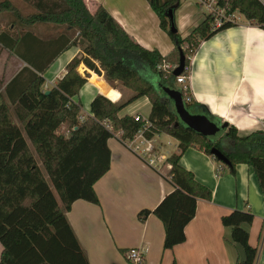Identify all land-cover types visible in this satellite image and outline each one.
<instances>
[{
    "label": "trees",
    "instance_id": "obj_1",
    "mask_svg": "<svg viewBox=\"0 0 264 264\" xmlns=\"http://www.w3.org/2000/svg\"><path fill=\"white\" fill-rule=\"evenodd\" d=\"M23 1L33 13L25 16L15 12L9 2L0 4V14L14 11L22 23L13 31L1 30L0 45L29 65L8 84L5 97L0 95V264H90L67 213L78 200L100 205L94 186L111 169L109 140L120 134L124 144L146 128L135 116L121 114L140 98H148L152 107L148 119L155 127L152 132L144 131L145 136L154 139L166 134L179 142L178 153L167 159L171 168L166 177L175 190L155 210L139 213L141 221L153 214L162 222L165 250L186 241L185 228L195 218L198 200L213 199L212 190L182 166L181 159L188 149L209 156L213 148L219 149L231 162L221 168L233 175L237 165H248L264 195V131L239 136L234 126H228L213 138L183 123L174 100L166 93L179 92L187 112L205 115L219 125L207 107L193 100L190 89L177 84L173 71L183 51V76H188L191 59L201 44L236 25L215 29L213 18L206 15L183 38L178 30L171 31L169 16L172 10L175 20L182 0H147L174 44V50L163 56L141 46L101 5L91 13L85 0ZM232 10L240 11L247 21L264 29V7L257 0H234ZM38 23L65 25L70 33L43 40L27 30ZM75 46L82 52L46 94L42 90L45 73L61 54ZM82 64L93 72L103 71L108 81L121 83L133 95L115 103L99 94L91 103V115L83 118L81 102L74 101L89 78V74L79 72ZM225 138L232 143L228 151L223 144ZM222 171L218 170L219 176ZM253 222L250 211L235 210L222 218L244 254L237 264L256 263L257 249L251 246L249 233L243 228V224Z\"/></svg>",
    "mask_w": 264,
    "mask_h": 264
},
{
    "label": "crops",
    "instance_id": "obj_2",
    "mask_svg": "<svg viewBox=\"0 0 264 264\" xmlns=\"http://www.w3.org/2000/svg\"><path fill=\"white\" fill-rule=\"evenodd\" d=\"M85 2L91 13L99 5L103 6L144 48L157 50L163 56L174 50L172 40L162 30L147 0ZM194 4L182 1L175 11V24L183 38L205 18ZM21 24L17 18L10 30L20 28ZM27 30L44 40L70 33L65 25L49 23H38ZM7 52L9 55H0V95L4 97L8 84L29 66ZM81 52V47L75 46L55 60L44 75V92L56 86L65 76L69 63ZM191 63L187 80L191 96L208 108L214 120L234 126L239 136L264 131V29L247 20L225 29L204 41ZM79 72L83 76L89 74L79 97L74 98L75 102H81L86 116L91 115V103L99 94L115 103L133 95L121 83L108 81L103 71L96 73L82 64ZM151 108L148 98L144 97L127 106L121 114L148 118ZM119 136L108 142L111 169L94 186L100 205L78 200L67 213L90 264H133L127 256L131 249L145 251L143 264H237L244 257L243 251L233 242L232 229L222 223V218L235 210L250 211L254 215L253 224H243V228L249 233L251 246L257 249L255 264H264V195L251 167L239 164L233 175L217 165L214 157L195 148L188 149L181 164L212 190L213 199L198 200L195 218L185 228L186 241L165 250L162 222L153 214L141 221L139 213L155 210L175 190L166 177L171 166L163 155L157 167L148 165ZM28 143L31 146L29 140ZM217 169L223 170L221 176L217 175ZM2 251L0 243V259Z\"/></svg>",
    "mask_w": 264,
    "mask_h": 264
},
{
    "label": "built area",
    "instance_id": "obj_3",
    "mask_svg": "<svg viewBox=\"0 0 264 264\" xmlns=\"http://www.w3.org/2000/svg\"><path fill=\"white\" fill-rule=\"evenodd\" d=\"M182 1L187 2L192 0ZM257 1L264 7V0ZM195 2L205 8V14L207 16H211L213 18V26L215 29L221 28L225 25L237 26L242 24L246 20L245 16L240 11L232 10V3L234 2V0H195ZM188 77L189 75H182L180 77H177V84L184 90L189 89V86L187 84ZM189 101L190 98H187V102ZM135 118L136 121L144 122L146 128L140 131L133 140L126 141L124 145L133 153L141 157V159L147 162V164L153 167H157L162 157L157 152H155L158 145L154 143V139H148L144 134V131H154L155 127L152 125L148 118L139 115L135 116ZM107 128H109V126H107ZM159 148L162 149V147ZM127 256L133 264H143L145 261V251H142L140 249H131L128 252Z\"/></svg>",
    "mask_w": 264,
    "mask_h": 264
},
{
    "label": "water",
    "instance_id": "obj_4",
    "mask_svg": "<svg viewBox=\"0 0 264 264\" xmlns=\"http://www.w3.org/2000/svg\"><path fill=\"white\" fill-rule=\"evenodd\" d=\"M170 20L172 23V28L171 31L175 32L177 29L175 28V23H174V14L173 11L171 10L169 12ZM185 55L183 51H180V63L177 68L174 69L173 71V76L174 77H180L183 75L184 70H185ZM50 91H47L46 94H49ZM166 93L174 100L176 110L183 121L189 128L195 129L197 131H200L201 133H205L208 136L211 137H219L216 134L217 130V125L214 124L207 116L205 115H192L189 112H187L185 105L183 103V99L181 97V94L176 91H170L167 90ZM229 126L228 123H223L221 126V129L224 130ZM212 156L217 159L219 162L223 163L224 165L230 166L231 162L228 159V157L219 149L213 148L211 150Z\"/></svg>",
    "mask_w": 264,
    "mask_h": 264
},
{
    "label": "rangeland",
    "instance_id": "obj_5",
    "mask_svg": "<svg viewBox=\"0 0 264 264\" xmlns=\"http://www.w3.org/2000/svg\"><path fill=\"white\" fill-rule=\"evenodd\" d=\"M5 2H9L11 4L12 8L15 9V12H20V13H22L25 16H27V15H29V14L34 12V10L27 3H25L23 0H0V4L5 3ZM192 2L195 3L194 6L197 9H199L204 14V17H205L206 16L205 8L200 6V5H198L195 2V0H192ZM15 12L14 11H7V12H4V13L0 14V33H1V30H4V29L9 30L11 24L13 22L17 21L18 17H16L17 14H15ZM17 28H19V27H17ZM19 30L20 31H17L18 33L21 32L22 29H19ZM2 54H3V56L5 54L7 55L8 52H7V49L3 47V45H0V55H2ZM82 115L86 116L85 109L82 110ZM222 132H223V130L221 129V127H217L215 135L219 136L220 133L222 134ZM154 143L156 145H158L156 150H155V152H157L161 156L163 155L164 157H166V160L171 155H173L175 153H178V144H177L178 141L175 138L171 137V136H168L166 134L158 135L156 137ZM223 144H224V148L227 151L230 150V148L232 146V143H231L230 140H228L226 138L223 139ZM159 147H162V150ZM166 160H165V163H166ZM215 162L219 166H221L223 164V163L218 162V161H215ZM218 174H219V172H217V175Z\"/></svg>",
    "mask_w": 264,
    "mask_h": 264
},
{
    "label": "flooded vegetation",
    "instance_id": "obj_6",
    "mask_svg": "<svg viewBox=\"0 0 264 264\" xmlns=\"http://www.w3.org/2000/svg\"><path fill=\"white\" fill-rule=\"evenodd\" d=\"M212 122H213V120H212ZM215 123H216V121H215ZM218 126L221 127L222 126V123H220Z\"/></svg>",
    "mask_w": 264,
    "mask_h": 264
}]
</instances>
